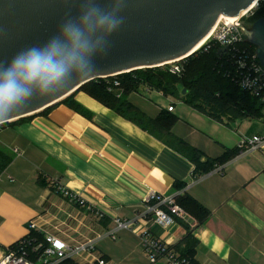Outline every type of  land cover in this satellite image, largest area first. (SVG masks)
Instances as JSON below:
<instances>
[{
  "label": "crops",
  "instance_id": "crops-1",
  "mask_svg": "<svg viewBox=\"0 0 264 264\" xmlns=\"http://www.w3.org/2000/svg\"><path fill=\"white\" fill-rule=\"evenodd\" d=\"M177 88L179 94L170 95L141 85L122 98L149 118L162 111L172 115L173 135L201 152L199 174L194 159L175 145L80 89L45 110L1 125L0 149L12 161L0 173V248L22 240L33 222L43 235L70 245L94 240L107 264H165L150 261L140 233L150 227L182 255L189 231L179 221L160 227L138 218L145 197L155 191L194 200L208 212L193 231V264H264V144L238 151L243 137H264V106L253 116L216 120L186 104L185 92ZM224 156V162L205 172L212 160ZM55 181L85 203L58 192ZM198 213L204 214L192 212ZM117 218L132 220V227L117 228ZM74 262L96 264L88 254Z\"/></svg>",
  "mask_w": 264,
  "mask_h": 264
},
{
  "label": "water",
  "instance_id": "water-1",
  "mask_svg": "<svg viewBox=\"0 0 264 264\" xmlns=\"http://www.w3.org/2000/svg\"><path fill=\"white\" fill-rule=\"evenodd\" d=\"M258 1L126 0L116 13L124 22L92 55L94 74L75 79L58 94L33 99L5 124L45 110L92 80L184 60L198 51L194 49L222 16L241 17ZM94 2L104 11H113V0ZM86 10L85 0H0V63L7 67L19 53L32 47L43 49L54 38L63 40V26L79 23ZM245 33L264 66V17Z\"/></svg>",
  "mask_w": 264,
  "mask_h": 264
},
{
  "label": "trees",
  "instance_id": "trees-1",
  "mask_svg": "<svg viewBox=\"0 0 264 264\" xmlns=\"http://www.w3.org/2000/svg\"><path fill=\"white\" fill-rule=\"evenodd\" d=\"M261 17H264V6L247 18L245 22L248 26H251ZM251 47L255 50L254 46ZM220 50V46L217 44H211L208 51H204V47H202L187 58L186 63L183 64V71L179 75L171 73L168 70V66L153 69L144 68L118 75L117 79L121 84L120 88L116 90L109 89L108 82L102 78L84 84L80 90L86 91L105 106L115 110L126 119L135 122L142 129L162 139L167 144L175 145L174 147L180 153L194 159L197 166L195 172L199 174L200 168L204 166V164L198 162L201 152L193 145L173 135L171 127L175 118L172 115H165L164 111L156 119L149 118L145 113L139 111L136 106L128 102L126 98H122V96L137 91L141 85L152 86V88L163 91L166 94L177 95L179 94L177 87L181 85L182 90L180 92L185 91L184 102L216 120L226 116H230L232 119L253 116L262 107V104L256 97L242 90L233 80V67L228 57L221 54ZM117 90H121L119 95ZM226 159L227 156L222 157V159L212 160L205 167V172L212 170L215 164H220ZM11 161L12 156L0 149V173ZM177 202L196 219V228L202 225L208 216V212L194 200L177 198ZM193 211H200L204 214L202 217L199 216V213L194 216L192 214ZM186 228L189 232L184 240L185 247L181 256L193 263L191 256L197 246V239L193 235V231L196 228L193 230L189 229L188 226ZM25 237L44 241V235L33 229ZM70 263L68 261L66 264Z\"/></svg>",
  "mask_w": 264,
  "mask_h": 264
},
{
  "label": "built area",
  "instance_id": "built-area-1",
  "mask_svg": "<svg viewBox=\"0 0 264 264\" xmlns=\"http://www.w3.org/2000/svg\"><path fill=\"white\" fill-rule=\"evenodd\" d=\"M252 9L235 19L220 18L212 29L213 33L206 42L207 44L203 47L204 51H208L211 44H217L220 49H225L224 55L228 57L233 67V80L242 90L256 97L264 106V66L257 57L256 47L247 41L245 30L250 26L243 20L245 17H249V12ZM251 46H254L255 50ZM181 61L164 66H168L171 73L179 75L184 68ZM117 76L102 79L108 82L109 89L116 90L120 88L121 84ZM169 110L172 111L173 106H170ZM263 144L264 137L262 136L243 137L238 148L240 153L244 154L261 148ZM54 188L78 204L83 205L85 203L84 198L74 195V193L63 187L60 182L55 181ZM144 204L145 211L140 213L138 218H145L151 221L152 224L164 227L179 221L191 230L197 226L196 219L177 202L175 196L150 191L144 199ZM88 209H91V207ZM99 216L102 217L103 214H99ZM115 223L119 229H129L132 227L133 222L132 220L117 218ZM29 226L30 230H37L35 223L32 222ZM37 231L42 233L41 230ZM151 231L150 227L145 228L140 233L139 238L152 263L163 261L165 264H193L187 258L176 254L164 240L152 234ZM95 243L94 240H87L76 245H70L66 241L49 234L44 235V241L24 237L16 242L14 246L6 249L0 248V264H66L68 261L71 262L70 264H75L74 260L80 254L90 255L92 261L96 264H107L106 259L97 254Z\"/></svg>",
  "mask_w": 264,
  "mask_h": 264
},
{
  "label": "clouds",
  "instance_id": "clouds-1",
  "mask_svg": "<svg viewBox=\"0 0 264 264\" xmlns=\"http://www.w3.org/2000/svg\"><path fill=\"white\" fill-rule=\"evenodd\" d=\"M87 10L79 23L68 22L43 49L32 47L0 63V124L25 108L33 99L58 94L75 79L94 74L92 55L124 22L116 13L126 0H113V11H104L94 0H85Z\"/></svg>",
  "mask_w": 264,
  "mask_h": 264
},
{
  "label": "rangeland",
  "instance_id": "rangeland-1",
  "mask_svg": "<svg viewBox=\"0 0 264 264\" xmlns=\"http://www.w3.org/2000/svg\"><path fill=\"white\" fill-rule=\"evenodd\" d=\"M264 6V0H259L258 1V3L255 5V7L252 9V11H250L249 12V17L251 16V15H253L255 12H257L261 7H263ZM248 17V18H249ZM247 18L245 17L243 20H246ZM186 60H187V58L186 59H184V60H182L181 61V63H183V64H185L186 63ZM179 86V88H182V86L181 85H178ZM181 96V95H180ZM182 97H183V95H182ZM177 99V98H176ZM178 102V101H177Z\"/></svg>",
  "mask_w": 264,
  "mask_h": 264
},
{
  "label": "bare ground",
  "instance_id": "bare-ground-1",
  "mask_svg": "<svg viewBox=\"0 0 264 264\" xmlns=\"http://www.w3.org/2000/svg\"><path fill=\"white\" fill-rule=\"evenodd\" d=\"M257 4V3H256ZM256 4H254L251 8H254L255 7V5ZM222 17H224V16H222ZM221 17V18H222ZM226 18V17H225ZM228 18V17H227ZM235 18H238V17H230L229 19H235ZM212 33H213V30L210 32V34L194 49V51H197V50H199L201 47H203L205 44H207L206 42L208 41V39H209V37L212 35ZM193 51V52H194Z\"/></svg>",
  "mask_w": 264,
  "mask_h": 264
}]
</instances>
